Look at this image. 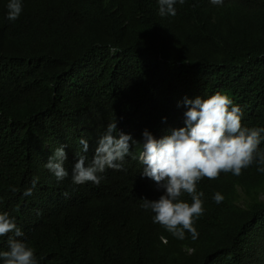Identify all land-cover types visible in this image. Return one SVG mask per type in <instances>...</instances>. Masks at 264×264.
<instances>
[{
	"label": "trees",
	"instance_id": "16d2710c",
	"mask_svg": "<svg viewBox=\"0 0 264 264\" xmlns=\"http://www.w3.org/2000/svg\"><path fill=\"white\" fill-rule=\"evenodd\" d=\"M8 2L0 0V212L24 235L0 236V251L11 237L34 249L37 264H264L258 163L198 182L196 240L174 237L142 207L163 190L142 175L140 143L99 184L72 181L81 138L86 164L109 122L139 142L145 129L162 138L184 126L186 98L226 94L243 126L264 127V0H185L175 16H161L158 0H22L15 21ZM61 146L69 175L58 181L46 164Z\"/></svg>",
	"mask_w": 264,
	"mask_h": 264
},
{
	"label": "clouds",
	"instance_id": "9594fccd",
	"mask_svg": "<svg viewBox=\"0 0 264 264\" xmlns=\"http://www.w3.org/2000/svg\"><path fill=\"white\" fill-rule=\"evenodd\" d=\"M177 2L183 5L185 0H158L159 14L175 16ZM211 3L222 5L223 0H211ZM7 9V18L17 20L23 10L22 0H9ZM185 104L184 126L173 129L162 138H156L145 129L143 142H139L121 130L117 134V120L109 122L97 141L90 164H86L85 155L89 143L81 138L82 150L76 154L72 168L73 183L99 184L102 179L99 174L106 169L124 170L125 157L131 154L134 144L140 143L142 149L138 159L144 166L142 175L152 179L157 188L163 190L158 199L143 198L142 207L151 209L155 214L154 223L160 224L174 237L183 240L188 232L196 240L199 233L194 223L204 212V193L197 191L198 182L205 177L217 179L222 172L239 176L242 169L253 163H258V171L264 173V150L259 148L264 141V127L243 126L242 109L220 92L207 98H186ZM66 160L65 146H61L55 149L46 164L58 181L69 175L64 166ZM37 180L38 177L33 180V187ZM31 193L32 189H28L24 195ZM184 193L191 197L190 203L181 198ZM223 199L221 193H215L216 203ZM9 233H14L15 237L24 235L14 217L8 212H0V236ZM8 244V250L0 251L2 264H37L34 249L27 242L10 237Z\"/></svg>",
	"mask_w": 264,
	"mask_h": 264
},
{
	"label": "rangeland",
	"instance_id": "374dc122",
	"mask_svg": "<svg viewBox=\"0 0 264 264\" xmlns=\"http://www.w3.org/2000/svg\"><path fill=\"white\" fill-rule=\"evenodd\" d=\"M262 198H264V194L262 195Z\"/></svg>",
	"mask_w": 264,
	"mask_h": 264
}]
</instances>
